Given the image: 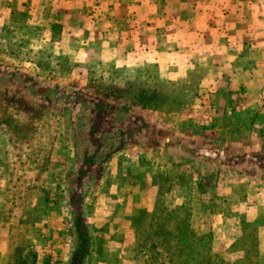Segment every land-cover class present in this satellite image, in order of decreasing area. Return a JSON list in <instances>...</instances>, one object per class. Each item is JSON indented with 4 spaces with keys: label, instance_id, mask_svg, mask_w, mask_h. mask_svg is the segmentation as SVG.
<instances>
[{
    "label": "rangeland",
    "instance_id": "1",
    "mask_svg": "<svg viewBox=\"0 0 264 264\" xmlns=\"http://www.w3.org/2000/svg\"><path fill=\"white\" fill-rule=\"evenodd\" d=\"M264 264V0H0V264Z\"/></svg>",
    "mask_w": 264,
    "mask_h": 264
},
{
    "label": "trees",
    "instance_id": "2",
    "mask_svg": "<svg viewBox=\"0 0 264 264\" xmlns=\"http://www.w3.org/2000/svg\"><path fill=\"white\" fill-rule=\"evenodd\" d=\"M80 236H82L83 244L81 249L75 253L72 264H79L80 261L85 257L86 252L88 250V237H89L88 231L87 230L82 231L80 233Z\"/></svg>",
    "mask_w": 264,
    "mask_h": 264
}]
</instances>
